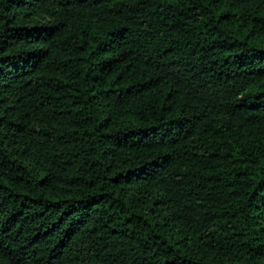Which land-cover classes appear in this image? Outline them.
<instances>
[{
	"label": "trees",
	"instance_id": "1",
	"mask_svg": "<svg viewBox=\"0 0 264 264\" xmlns=\"http://www.w3.org/2000/svg\"><path fill=\"white\" fill-rule=\"evenodd\" d=\"M0 264H264V0H0Z\"/></svg>",
	"mask_w": 264,
	"mask_h": 264
}]
</instances>
